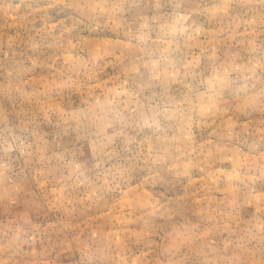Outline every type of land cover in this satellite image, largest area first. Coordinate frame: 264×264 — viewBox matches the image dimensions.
<instances>
[{
	"label": "rangeland",
	"instance_id": "rangeland-1",
	"mask_svg": "<svg viewBox=\"0 0 264 264\" xmlns=\"http://www.w3.org/2000/svg\"><path fill=\"white\" fill-rule=\"evenodd\" d=\"M0 264H264V0H0Z\"/></svg>",
	"mask_w": 264,
	"mask_h": 264
}]
</instances>
